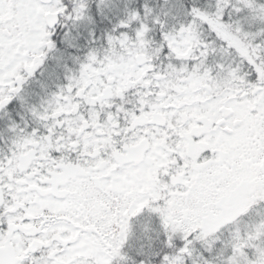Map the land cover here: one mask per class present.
Masks as SVG:
<instances>
[{
    "label": "snow or ice",
    "instance_id": "snow-or-ice-1",
    "mask_svg": "<svg viewBox=\"0 0 264 264\" xmlns=\"http://www.w3.org/2000/svg\"><path fill=\"white\" fill-rule=\"evenodd\" d=\"M0 264H264V0H0Z\"/></svg>",
    "mask_w": 264,
    "mask_h": 264
}]
</instances>
